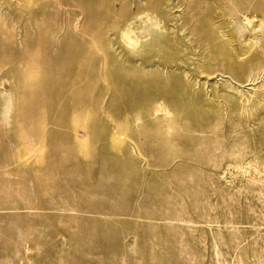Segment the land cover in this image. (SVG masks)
<instances>
[{"label":"rangeland","instance_id":"374dc122","mask_svg":"<svg viewBox=\"0 0 264 264\" xmlns=\"http://www.w3.org/2000/svg\"><path fill=\"white\" fill-rule=\"evenodd\" d=\"M0 264H264V0H0Z\"/></svg>","mask_w":264,"mask_h":264}]
</instances>
